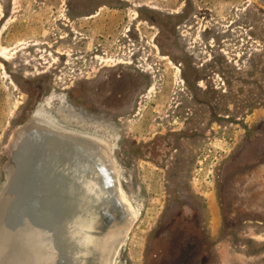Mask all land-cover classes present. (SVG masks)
Returning a JSON list of instances; mask_svg holds the SVG:
<instances>
[{"label":"rangeland","instance_id":"rangeland-1","mask_svg":"<svg viewBox=\"0 0 264 264\" xmlns=\"http://www.w3.org/2000/svg\"><path fill=\"white\" fill-rule=\"evenodd\" d=\"M0 47V191L14 132L52 97L44 113L111 149L137 212L114 264H145L147 237L165 201L168 176L143 163L145 141L192 142L185 176L219 259L264 264V221L245 215L235 230H224L220 190L234 165L264 155V0H0ZM210 67L214 85L207 89ZM101 69L145 80L120 115L74 103L78 79ZM239 180V195L257 194L246 208L262 213V172L254 182Z\"/></svg>","mask_w":264,"mask_h":264},{"label":"water","instance_id":"water-1","mask_svg":"<svg viewBox=\"0 0 264 264\" xmlns=\"http://www.w3.org/2000/svg\"><path fill=\"white\" fill-rule=\"evenodd\" d=\"M32 118L33 112L14 134ZM53 122L55 131L78 141H52L57 133L41 141L48 136L36 129L30 141L11 139L8 146L0 191V264H111L134 221L120 197L116 160L97 137ZM84 151L89 163L82 165ZM251 172L264 175V155L234 165L227 180Z\"/></svg>","mask_w":264,"mask_h":264},{"label":"flooded vegetation","instance_id":"flooded-vegetation-1","mask_svg":"<svg viewBox=\"0 0 264 264\" xmlns=\"http://www.w3.org/2000/svg\"><path fill=\"white\" fill-rule=\"evenodd\" d=\"M217 61L220 60L217 59ZM216 63L218 62L213 58V64L217 65ZM208 69L204 81L207 89L214 85V67ZM78 80L74 85V103L79 104L83 111H99L115 115L127 111L146 86L143 78L130 79L125 73L116 75L112 69H101L92 79L85 77L83 81ZM67 100V93H65V104L68 103ZM141 153L145 165H153L165 174V178L168 176L164 182V204L156 217L150 236L147 237L145 264H213L215 260L217 264H223L218 257L219 251H216L211 244L215 239L211 238L204 207L195 199L191 181L185 176L188 172V175H191L193 167L191 164L192 142L145 141L141 145ZM129 154L122 152V156ZM117 156L121 154L118 153ZM238 156L239 154L235 158ZM113 157L115 158L114 155ZM255 174L257 173L251 172L247 176L254 182ZM239 179L230 175L229 181L226 178V185L220 187V190H223L222 199L226 204L227 216L223 220V226L227 231L235 230L236 225L242 222L244 216L242 214L248 215L250 219L264 221L263 206H260L262 213L246 208L250 207L246 206L249 199L256 203L257 194L247 196L245 195L247 191H242L245 194L239 195L237 191L240 188L237 185L240 182ZM262 190L264 191V188ZM217 238H220V235L217 234Z\"/></svg>","mask_w":264,"mask_h":264},{"label":"bare ground","instance_id":"bare-ground-1","mask_svg":"<svg viewBox=\"0 0 264 264\" xmlns=\"http://www.w3.org/2000/svg\"><path fill=\"white\" fill-rule=\"evenodd\" d=\"M2 57H4V56H2ZM50 99H52V97L47 98L43 103H40L39 106H37L36 110L33 113L32 121L29 123L27 128H24V130H22V132H20V133L16 132L13 135L12 139L14 141H25V139H27L28 137H29V139H27V141L28 140L30 141L32 139V137L34 136L33 133H34V130H36V129L43 130V132H45V134L48 136V138L47 137L44 139L42 138L41 141H43V140L49 141L50 140L49 136H52V135H50L52 133H55V134L57 133L54 136L55 140L53 139L52 141H78V140H75V138L71 139V137L63 136V134H61V132L59 133V132L55 131L58 129L55 128L56 126L54 125L55 123L53 122L54 119H52L49 115L44 113V111L42 109L43 106L49 105L48 103L50 102ZM27 132H28V135H27ZM96 140L100 141L99 139H96ZM79 149H81V147ZM81 151H82V149H81ZM95 152H96V150H95ZM87 155H88V153L86 151H84V154L80 153V163L82 164V162L84 161L82 165L89 163ZM48 156H49V154H48ZM58 158L60 159V161H62V159H64L63 156H60ZM84 159H86V160H84ZM114 169H115V165H114ZM115 171H117V170L115 169ZM63 181L66 182V179L63 178ZM119 192H120L121 200L124 202L123 204L126 205V207L129 209V211H131V213L135 219V216L137 215L136 210L132 207L130 201L127 200L122 189H120ZM114 261H115V259L112 261L111 264H114Z\"/></svg>","mask_w":264,"mask_h":264},{"label":"trees","instance_id":"trees-1","mask_svg":"<svg viewBox=\"0 0 264 264\" xmlns=\"http://www.w3.org/2000/svg\"><path fill=\"white\" fill-rule=\"evenodd\" d=\"M20 86H21V83H18ZM34 82L33 81H31V82H29V86L30 87H34ZM40 98V97H39ZM38 98V99H39ZM31 107H32V105H31ZM31 107H29L30 109H31ZM28 115V112H26V115L22 118V120L21 121H24L25 120V117Z\"/></svg>","mask_w":264,"mask_h":264}]
</instances>
